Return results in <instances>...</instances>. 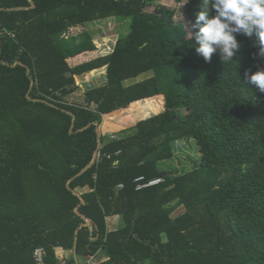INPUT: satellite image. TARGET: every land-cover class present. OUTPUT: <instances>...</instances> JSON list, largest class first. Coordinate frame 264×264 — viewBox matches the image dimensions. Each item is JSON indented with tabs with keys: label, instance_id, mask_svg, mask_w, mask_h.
<instances>
[{
	"label": "trees",
	"instance_id": "16d2710c",
	"mask_svg": "<svg viewBox=\"0 0 264 264\" xmlns=\"http://www.w3.org/2000/svg\"><path fill=\"white\" fill-rule=\"evenodd\" d=\"M156 1L0 0V264H36L37 248L43 264H62L58 250L108 257L97 264H264V92L245 79L264 57L237 35L233 61L205 62L188 35L201 0L184 3L189 27L175 8L145 10ZM107 18L129 29L110 53L88 30L66 35ZM101 72L83 104L65 100L75 76ZM152 96L164 109L127 135L97 133ZM181 139L196 143L193 168L161 169ZM139 176L161 181L137 190ZM112 215L121 227L108 231Z\"/></svg>",
	"mask_w": 264,
	"mask_h": 264
},
{
	"label": "clouds",
	"instance_id": "9594fccd",
	"mask_svg": "<svg viewBox=\"0 0 264 264\" xmlns=\"http://www.w3.org/2000/svg\"><path fill=\"white\" fill-rule=\"evenodd\" d=\"M192 27L196 31L188 35L205 62L214 54L223 64L233 61L240 47L237 35L254 38L256 54L264 57V0H201ZM245 79L264 92V69L245 72Z\"/></svg>",
	"mask_w": 264,
	"mask_h": 264
},
{
	"label": "rangeland",
	"instance_id": "374dc122",
	"mask_svg": "<svg viewBox=\"0 0 264 264\" xmlns=\"http://www.w3.org/2000/svg\"><path fill=\"white\" fill-rule=\"evenodd\" d=\"M156 5H165L168 7L175 8L176 19L183 21L187 27H189V20L186 18L185 14H183L182 10L185 7L184 2L178 3L175 0H157L153 6L145 8L147 11H152ZM88 30V32L92 35L91 38L93 40L94 45L101 51V54L112 52L114 45L120 35H127L129 29L127 26L122 27V25L117 22L114 18H107L105 20H98L89 22L85 26L73 27L68 30L66 35L76 36L81 31ZM71 65V61H68ZM151 73H146L142 75V77L149 76ZM85 77L91 78L89 75L84 74ZM83 77V76H82ZM99 81V80H98ZM87 88V84H83L81 90H76L74 93L68 95L65 100L69 103H78L83 104V94L84 89ZM154 104H160V99L154 98ZM147 103H143L141 106H137V109L145 106L147 107ZM153 114H157L154 110L148 111L143 115L144 118L150 117ZM130 129L124 131L120 135H127ZM199 158L198 148L193 139H181L174 143V155L171 159L168 160V163L161 162L160 167L165 171L171 170L172 172H185L193 168L194 162ZM176 170V171H174ZM184 212V207L180 206L175 209L172 213V217L177 216Z\"/></svg>",
	"mask_w": 264,
	"mask_h": 264
},
{
	"label": "crops",
	"instance_id": "0c3cea01",
	"mask_svg": "<svg viewBox=\"0 0 264 264\" xmlns=\"http://www.w3.org/2000/svg\"><path fill=\"white\" fill-rule=\"evenodd\" d=\"M103 20H105V19H103ZM96 21H98V20H96ZM85 27H86V25H85ZM101 73H103V72H101ZM99 74L92 76V77L90 76L96 82L95 87L103 84L102 82L98 81L99 80ZM75 80H76V84H77V89L81 90L82 85L84 84L83 77L82 76L81 77L75 76ZM84 90H87V88ZM154 98L160 99V104H154ZM143 103H147L148 104L147 107L143 106L140 109H137V106H141ZM128 109H129L128 110L129 111L128 116H125V117L120 116L122 113H125L122 110V111L117 112L114 115V116H119V117L118 118L115 117L114 120H112V121H107V120L103 119V122L101 123V125L98 126L99 127L98 130H99L100 135H102V136L105 135L104 137L106 140H110L108 138V134H111V133L120 137L121 135L119 133L121 130L128 128V127H133L137 121L144 119L143 115L146 114L148 111L154 112V110H155L156 113L161 112L164 109L163 98H161V96H152V97H149L146 99L138 100V101L131 103L130 107ZM127 130H125V131H127ZM85 191H87V189H85ZM106 223H107V230L108 231H113V230L119 229L121 227L119 215H112V216L107 217ZM56 255L59 256V258L63 257V258H66L68 260L69 259L73 260L74 263H78V264H84L86 262V259H87V257H84V256H81V257L75 256L73 250H58V251H56ZM96 257H99V254H97ZM106 257L107 256L101 255L99 258L103 259Z\"/></svg>",
	"mask_w": 264,
	"mask_h": 264
},
{
	"label": "built area",
	"instance_id": "2783aa9c",
	"mask_svg": "<svg viewBox=\"0 0 264 264\" xmlns=\"http://www.w3.org/2000/svg\"><path fill=\"white\" fill-rule=\"evenodd\" d=\"M106 81H107V78H106L105 74L101 73L99 75V82L105 83ZM83 82H84V84L85 83L87 84V89H91V88L96 86V82L93 78L89 79L88 77H85L84 75H83ZM108 138L110 140H115V139H118L119 136L111 133V134H108ZM115 154H119V151H116ZM98 156H99V153L97 154L96 157H98ZM107 157L109 158L110 155H107ZM160 181H161V178H156V179L149 180L148 182H144V177L139 176L135 179L136 189L140 190V189L145 188L149 185L157 184ZM121 187H122V185L119 184L117 186V189H119ZM43 253H44V251L41 248H37L35 250L34 255H35L36 264H43V257H42ZM65 260H66V258H64V260L63 259L61 260V262L63 261L62 264H69V263H66ZM106 260H108V257L103 258V259L102 258L99 259L96 257V254H95V255L88 256L86 259V262L84 264H97L98 262H104ZM73 264H78V263H73Z\"/></svg>",
	"mask_w": 264,
	"mask_h": 264
},
{
	"label": "water",
	"instance_id": "95a60500",
	"mask_svg": "<svg viewBox=\"0 0 264 264\" xmlns=\"http://www.w3.org/2000/svg\"><path fill=\"white\" fill-rule=\"evenodd\" d=\"M98 128H99V127H98ZM98 128H97V133L99 134V130H98ZM98 149H99V146H98ZM98 149L94 152L93 160H95V158H96V156H97V154H98ZM87 223L89 224L90 221L88 220Z\"/></svg>",
	"mask_w": 264,
	"mask_h": 264
}]
</instances>
